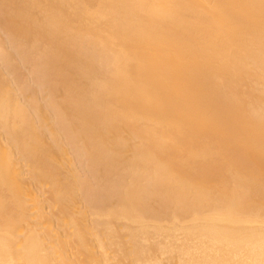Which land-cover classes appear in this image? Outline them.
Wrapping results in <instances>:
<instances>
[{
  "label": "rangeland",
  "instance_id": "1",
  "mask_svg": "<svg viewBox=\"0 0 264 264\" xmlns=\"http://www.w3.org/2000/svg\"><path fill=\"white\" fill-rule=\"evenodd\" d=\"M121 1L129 8H114L110 0H0V102L5 97L9 107L0 119V142L20 170L24 192L36 187L32 165L45 170L49 184L27 193L26 201H36L42 221L54 220L59 243L73 233V252L91 253L96 264H191L194 258L209 264L214 242L185 231L202 227L203 215L230 202L242 214L264 215L258 206L264 198V45L249 35L238 67L229 63L207 82V96L222 110L204 123L225 122L223 133L186 127L187 133L169 134L168 126L143 115L141 98L131 92L130 70L139 60L125 41L170 24L182 37L183 25L200 21L201 10L183 12L182 0H174L173 13L163 15L152 0ZM257 19L253 12L245 23ZM169 34L170 42L175 34ZM64 77L69 87L61 84ZM164 164L202 175L211 184L204 201L195 198V185L175 188ZM49 186L57 199L48 196ZM127 190L138 194L142 228L121 214ZM56 200L80 227L69 233L57 227L64 209L49 208Z\"/></svg>",
  "mask_w": 264,
  "mask_h": 264
},
{
  "label": "bare ground",
  "instance_id": "2",
  "mask_svg": "<svg viewBox=\"0 0 264 264\" xmlns=\"http://www.w3.org/2000/svg\"><path fill=\"white\" fill-rule=\"evenodd\" d=\"M152 1L156 14H172L173 7H176L174 0ZM110 3L117 9L129 8L121 0H110ZM251 4L254 11L249 8ZM207 5H210L209 9ZM192 7L201 10V20L184 24V36L178 33L179 26L170 24L147 35H134L132 41H135V46L132 50V41H125L127 53L137 56L139 60L130 70L129 78L133 82L131 92L141 98L143 115L168 126L169 134L187 133L186 127H193L199 131L205 130L211 136H219L226 128L225 122L218 121L210 127L204 123L208 117L222 110L217 100L207 96V82L214 74L228 67L229 63L238 67L237 64L246 55L249 35H255L258 44L264 45V0H182L177 5L183 12H188ZM253 12L258 15V23L247 25L246 18ZM171 32L175 35L169 42ZM166 42L169 45L163 49ZM62 79L61 84L69 87L67 77ZM188 79L194 81V85ZM128 102L135 103L131 100ZM8 108L7 99L2 97L1 120L6 117ZM21 120L19 124H14L16 128H22ZM83 136L87 139L88 147L93 149V135L86 133ZM32 156L36 161V152ZM161 167L175 188L179 189L183 183L195 185L200 189L195 198L204 201L207 197L211 184L202 175L188 171L176 172L165 164ZM19 172L6 145L0 142V264H96L91 253L72 251L75 245L73 233L60 243L54 239V220L42 221L41 209L36 201H26L27 193L41 190L44 184H49L42 179L45 173L43 167L36 163L32 165L30 173L35 176V183L32 184L36 187L31 185L25 192ZM125 192L121 196V214L142 228L144 223L137 212L138 194L128 190ZM219 192L230 197L227 191L220 189ZM58 195L50 187L48 196L57 199ZM28 204H31L30 208ZM261 205L264 206V198L258 204ZM55 207L64 209L57 227L65 232L73 226L80 227L81 224L73 217L74 213L66 211L65 202L52 201L49 208ZM241 212L242 208L230 202L224 210L203 215L201 218L206 222L202 227L185 231L188 235L202 236L214 242L212 255L208 256L209 264H264V215L258 211ZM199 229H203L202 233L196 234ZM182 251L187 253L189 248L183 246ZM84 253H87V258ZM200 260L194 258L191 264H200Z\"/></svg>",
  "mask_w": 264,
  "mask_h": 264
}]
</instances>
